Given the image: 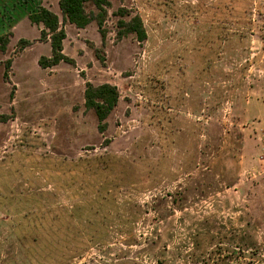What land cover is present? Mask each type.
I'll use <instances>...</instances> for the list:
<instances>
[{
	"label": "rangeland",
	"instance_id": "rangeland-1",
	"mask_svg": "<svg viewBox=\"0 0 264 264\" xmlns=\"http://www.w3.org/2000/svg\"><path fill=\"white\" fill-rule=\"evenodd\" d=\"M110 3L102 40L45 0L72 62L41 68V0H0V264H264V0Z\"/></svg>",
	"mask_w": 264,
	"mask_h": 264
},
{
	"label": "trees",
	"instance_id": "trees-1",
	"mask_svg": "<svg viewBox=\"0 0 264 264\" xmlns=\"http://www.w3.org/2000/svg\"><path fill=\"white\" fill-rule=\"evenodd\" d=\"M88 4H91L96 12L87 10ZM110 4V0H58V7L63 21H67L78 28H84L90 22L95 21L102 40L106 35L104 21ZM116 14L119 16L116 31L118 38L133 34L139 42L146 39V31L138 14L132 15L124 7L118 8ZM125 17H128V19L125 20ZM28 18L31 23L42 26L40 37L43 40H49L50 44V55L41 56L38 59V65L41 68H47L56 66L60 62H72L63 53V40L66 37V31L61 25L57 14L40 5L29 12ZM10 34L0 36V41L5 44L8 41L7 36ZM4 44L2 45L4 46ZM118 98L119 92L115 85L110 83L94 85L90 82L85 84L84 105L87 109L93 110L97 118V128L100 132L106 129V118L116 107Z\"/></svg>",
	"mask_w": 264,
	"mask_h": 264
},
{
	"label": "crops",
	"instance_id": "crops-1",
	"mask_svg": "<svg viewBox=\"0 0 264 264\" xmlns=\"http://www.w3.org/2000/svg\"><path fill=\"white\" fill-rule=\"evenodd\" d=\"M2 1H6V0H2ZM8 1V0H7ZM41 5L42 6H45V0H41ZM18 24V22L16 23V25ZM16 25L13 27V28H11L12 30H14V28L16 27ZM1 30V29H0ZM1 36V35H0ZM49 55H50V53H49ZM49 55H46V56H49Z\"/></svg>",
	"mask_w": 264,
	"mask_h": 264
}]
</instances>
